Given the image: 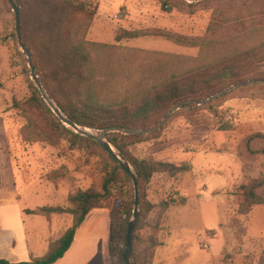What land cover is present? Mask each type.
<instances>
[{"label": "rangeland", "instance_id": "1", "mask_svg": "<svg viewBox=\"0 0 264 264\" xmlns=\"http://www.w3.org/2000/svg\"><path fill=\"white\" fill-rule=\"evenodd\" d=\"M79 1L94 11L88 39L109 46L101 57L106 96L139 90L144 70L158 63L154 53L179 56L170 61L181 72L256 46L264 50V0H166L167 7L165 0ZM123 31L144 35L117 40ZM20 51L27 57L19 45L13 8L0 0V190L5 188L0 198L19 190L27 208L69 210L70 196L78 190L101 189L113 163L99 146L74 145L53 132L45 110L33 99L34 80ZM254 59L243 79L224 84L205 99L180 103L168 115L173 107L151 125L159 128L132 147L139 158L191 167L174 176L158 174L142 185L140 194L152 207L135 227L136 263L264 264V205L247 209L240 194L243 184L264 175V153L247 149L251 134H264V51ZM112 66L116 74L109 76ZM120 81L132 84L118 86ZM252 147L264 150V139L253 141ZM131 199L134 209L133 181L120 174L110 197L92 209L79 229L86 261L119 264L109 252L111 217L119 211L124 219L120 208ZM141 207L140 202V213ZM73 218L70 212L26 213L25 220L32 236L34 225L40 224L36 229L43 234L48 221L56 240ZM39 245L32 249L42 255L44 244Z\"/></svg>", "mask_w": 264, "mask_h": 264}, {"label": "trees", "instance_id": "2", "mask_svg": "<svg viewBox=\"0 0 264 264\" xmlns=\"http://www.w3.org/2000/svg\"><path fill=\"white\" fill-rule=\"evenodd\" d=\"M17 1L21 6L22 39L32 54V62L44 90L72 121L94 130L115 126L151 130L154 128L151 125L158 117L164 116L178 104L205 99L224 84H232L243 79L247 72L244 69L264 51L261 46H256L233 56L220 58L212 64L201 65L196 69L183 68L181 72L176 67L179 56L154 53L153 56L157 57L158 63L144 70V82L139 90L123 96H106L101 91L105 86V81H102L105 68L102 66L101 57L103 49L109 46L90 41L87 37L94 11L79 0ZM182 2L188 3L186 0ZM168 4L165 0L163 7H167ZM141 35H144L143 32L123 31L118 34L117 40ZM20 53L25 69L29 72V76H32L29 58L27 59L21 51ZM166 56L169 57L167 61ZM109 68L111 69L109 76L115 75L116 68L114 66ZM31 84L33 99L45 110L47 121L52 126L53 132L59 135L58 137H68L74 145L84 142L99 146L113 165L107 168L100 190H78L70 196L69 200L73 208L68 210L59 206H43L38 209H26L25 212L28 214L70 212L74 217L73 224L58 239L50 243L44 255L21 262L0 258V264H54L70 249L77 229L84 223L92 209L110 197L112 186L118 182L120 174L132 180L131 175L97 141L69 129L53 112L35 82L31 80ZM125 84L131 85L132 81L117 83L118 86ZM147 136L146 132L107 133L108 140L133 166L139 179L140 191L142 185L149 184L158 174L169 173L174 176L191 169L188 163L177 165L136 156L132 147L144 141ZM257 139H264V134H251L248 137L247 149L253 153H264V150H256L252 147V142ZM240 190L247 209L249 206L264 205V175L251 179L243 184ZM140 195L142 207L139 218L141 219L142 212L144 215L147 214L151 210L152 203L149 201L145 203L143 194ZM133 202L134 200L131 199V202L124 203L123 208H120V211L125 213L124 219L120 218L119 211L112 213L111 217L109 252L112 259L117 257L119 264H127L123 251L126 247L128 224L133 214ZM137 226L138 224L136 228ZM136 239L134 233V254H136ZM137 264H141L139 259Z\"/></svg>", "mask_w": 264, "mask_h": 264}, {"label": "crops", "instance_id": "3", "mask_svg": "<svg viewBox=\"0 0 264 264\" xmlns=\"http://www.w3.org/2000/svg\"><path fill=\"white\" fill-rule=\"evenodd\" d=\"M4 192L5 188H2L0 194H4ZM9 194L11 195L8 198H0V258L8 259L11 262H21L44 255L54 240L55 229L47 221L43 222V234H40L36 229L41 226L39 224L34 225L35 234L30 235L25 220V210L28 208L20 203L21 191H9ZM81 226L77 229L75 240L70 249L54 264H91L90 260L86 261L84 258L82 248L86 245H83V238L81 241L78 237ZM40 242L44 244L43 247L45 248L42 255L32 249L40 247ZM77 244L80 245L77 246Z\"/></svg>", "mask_w": 264, "mask_h": 264}, {"label": "water", "instance_id": "4", "mask_svg": "<svg viewBox=\"0 0 264 264\" xmlns=\"http://www.w3.org/2000/svg\"><path fill=\"white\" fill-rule=\"evenodd\" d=\"M13 8V11L15 13V20H16V28H17V34H18V41L19 45L22 48L23 52L27 55L29 58V67L31 69V74L33 80L36 82L39 90L41 91L44 99L48 103V105L52 108L53 112L61 119V121L66 124L68 127H70L74 132L86 136L88 138H91L95 141H97L107 152L108 154L126 171L131 175L134 188H135V204H134V209H133V215L131 220L129 221L128 228H127V235H126V247L123 251V257L124 260L127 264H137L136 261L134 260L133 256V238H134V231L135 227L138 223L139 217H140V190H139V179L134 171L133 166L127 159V157L122 154L120 151L117 150V148L108 140L107 138V133L109 132H121L124 134H134V133H139V132H150L156 128H159L161 125H159L156 128H153L148 131H143L138 128H132V127H122V126H115L112 128H107L104 130H94L90 129L87 127L80 126L79 124L75 123L72 121L68 116L64 114V112L61 110V108L58 106V104L52 100L46 91L43 88V85L40 81V78L36 72V68L32 62V54L30 50L27 48V46L24 44L23 39H22V34H21V15H20V10L21 6L17 4L14 0H8ZM261 82H264V80H261ZM245 82L241 83L244 84ZM234 85L233 87H235ZM233 87L226 88L225 90L215 94L214 96L210 97L208 100L214 99L218 97L219 95L228 92L231 90ZM180 107V104L175 106L168 115H170L173 111L177 110ZM166 119L164 120L163 123H165ZM162 123V124H163Z\"/></svg>", "mask_w": 264, "mask_h": 264}]
</instances>
